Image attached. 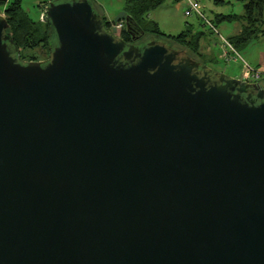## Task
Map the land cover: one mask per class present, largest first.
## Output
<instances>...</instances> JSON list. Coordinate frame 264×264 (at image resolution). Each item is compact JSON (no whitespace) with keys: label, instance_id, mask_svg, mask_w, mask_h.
Listing matches in <instances>:
<instances>
[{"label":"water","instance_id":"1","mask_svg":"<svg viewBox=\"0 0 264 264\" xmlns=\"http://www.w3.org/2000/svg\"><path fill=\"white\" fill-rule=\"evenodd\" d=\"M45 12L26 62L0 14V264H264V86Z\"/></svg>","mask_w":264,"mask_h":264},{"label":"trees","instance_id":"2","mask_svg":"<svg viewBox=\"0 0 264 264\" xmlns=\"http://www.w3.org/2000/svg\"><path fill=\"white\" fill-rule=\"evenodd\" d=\"M60 1L62 0H50V2ZM91 1L97 13L108 22L104 13L96 6L95 0ZM164 2L165 0H125L123 11H126L130 18L131 31L137 35L142 31L146 36L154 35L204 64L215 63V57H208L203 53L204 32H195L193 27L188 26L186 31L178 35H169L160 30L156 21L148 20V15L161 7ZM215 2L224 3L222 0H215ZM0 13L4 14L7 19V34H11L15 45L20 50L18 54L20 62L41 61L43 53L49 58L51 47L55 43V30L48 19L34 21L23 9L21 0H0ZM208 20L212 22L217 31L209 27L210 30L218 36H220L218 25L224 22H242L241 31L229 37L228 40L238 52L244 51L255 41L264 37V0L245 1L243 15L218 14L213 20L209 18ZM123 23L124 27L118 35L129 40L130 35L126 30V23Z\"/></svg>","mask_w":264,"mask_h":264},{"label":"rangeland","instance_id":"3","mask_svg":"<svg viewBox=\"0 0 264 264\" xmlns=\"http://www.w3.org/2000/svg\"><path fill=\"white\" fill-rule=\"evenodd\" d=\"M10 1V0H9ZM25 12L34 20L40 21L46 10V4L50 0H21ZM200 8L206 16L213 20L218 14H244V4L248 0H222L224 3L215 0H199ZM96 6L100 9L108 22L113 20L120 12L123 11L125 0H95ZM45 8V9H44ZM185 0H165L164 4L152 11L148 15V20L156 21L159 28L166 34L178 35L186 31L188 26L193 27L195 32H204L202 46L208 45L207 55L215 57L218 65L216 69L226 71L228 75L241 77L243 75L244 62L250 64L257 70L264 72V37L255 41L247 50L239 52L241 59L231 62H225L222 58L220 43L222 37L228 39L236 35L242 29V22L233 23L224 22L217 26L218 32L214 34L209 26L198 16L187 17L184 14ZM209 57V56H208ZM42 60H46V54H42Z\"/></svg>","mask_w":264,"mask_h":264},{"label":"built area","instance_id":"4","mask_svg":"<svg viewBox=\"0 0 264 264\" xmlns=\"http://www.w3.org/2000/svg\"><path fill=\"white\" fill-rule=\"evenodd\" d=\"M45 13L43 15V19L45 17ZM184 14L187 17H191L194 15L198 16L212 30L217 31L214 25L212 24V22L209 21L208 18L205 16V14L201 11L199 0H185ZM116 26L120 32L121 29L124 27V23L119 22ZM220 48H221L222 58L225 62H231V61H236L238 59H241L239 52L228 39L222 37ZM242 71H243V75H241V77L239 78L243 81H247L250 83H256V84L264 81V72L255 69L254 67H252L250 64L246 62H244Z\"/></svg>","mask_w":264,"mask_h":264},{"label":"flooded vegetation","instance_id":"5","mask_svg":"<svg viewBox=\"0 0 264 264\" xmlns=\"http://www.w3.org/2000/svg\"><path fill=\"white\" fill-rule=\"evenodd\" d=\"M128 33L130 35V39L129 40H125L127 41L129 44H134V45H141L143 43H145V41H147L151 36H154V35H149V36H146V34H144L143 36H141L140 34H138L139 36H135V38L133 39V35H132V31H131V28L130 30H128ZM120 34H121V31H120ZM120 36V35H119ZM121 37V36H120ZM123 38V37H121ZM204 64V63H203ZM207 65V64H206ZM209 66V65H208ZM211 67V66H209ZM213 68V67H211ZM214 69V68H213ZM216 72H225L227 74L226 71H221V70H218V69H214ZM228 75V74H227ZM230 76V75H229ZM234 77V76H233ZM215 80L218 79V77H214ZM240 79V78H239ZM256 84V83H254ZM258 84H261L264 86V81L258 83Z\"/></svg>","mask_w":264,"mask_h":264},{"label":"crops","instance_id":"6","mask_svg":"<svg viewBox=\"0 0 264 264\" xmlns=\"http://www.w3.org/2000/svg\"><path fill=\"white\" fill-rule=\"evenodd\" d=\"M45 9V8H44ZM1 14V13H0ZM43 20V19H42ZM221 36V35H220ZM253 45V44H252ZM252 45H250L248 48H250ZM247 48V49H248ZM246 49V50H247ZM202 50H203V53L206 55V56H211V55H207L206 53H207V51L209 50V47H208V45H203L202 46ZM216 61V60H215ZM209 66H211V67H213L214 69H216L215 68V66H217L218 65V62L216 61L215 63H213V64H208Z\"/></svg>","mask_w":264,"mask_h":264}]
</instances>
